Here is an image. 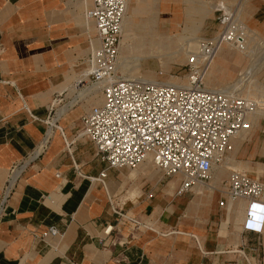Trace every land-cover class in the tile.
Returning a JSON list of instances; mask_svg holds the SVG:
<instances>
[{
	"label": "crops",
	"instance_id": "obj_1",
	"mask_svg": "<svg viewBox=\"0 0 264 264\" xmlns=\"http://www.w3.org/2000/svg\"><path fill=\"white\" fill-rule=\"evenodd\" d=\"M79 4L78 0H0V264H264V223L260 234L243 230L245 202L220 207V196L219 213L196 230L189 226L184 211L172 220L174 207L166 196L179 188V178L170 181L154 199L143 202L152 217L161 213L165 230L156 229L157 235L133 231L130 224L116 217L113 198L130 177H146L155 187L160 181L148 178L152 174L148 162L129 174L109 171L105 183H112V195L108 198L103 184L88 177L98 176L104 169L92 171L87 166L90 153L85 158L83 151L74 155L89 142L71 131L73 140L64 130V136L57 132L16 176L47 137L45 118L53 97L73 77L65 75L62 85L46 77L52 72L44 70L43 64L59 63L60 56L44 47L59 40L61 24L78 18L85 30L78 14L85 8ZM139 9L133 10L139 13ZM156 44L153 41L151 47ZM239 139L242 144L243 134L235 141ZM249 143L242 148L244 154ZM243 164L248 171L238 170L251 176L264 173V164L252 163V157ZM204 190L196 187L193 191L201 196ZM201 202L199 199L196 208ZM51 226L61 235L43 238Z\"/></svg>",
	"mask_w": 264,
	"mask_h": 264
},
{
	"label": "built area",
	"instance_id": "obj_2",
	"mask_svg": "<svg viewBox=\"0 0 264 264\" xmlns=\"http://www.w3.org/2000/svg\"><path fill=\"white\" fill-rule=\"evenodd\" d=\"M84 1L91 4L85 13L96 32L90 39L86 62L88 82L75 84L74 90L82 92L91 85L100 91L103 103L83 115L77 138L86 139L94 147L95 156L107 165L97 180L105 186L108 170H136L151 162L164 177L180 179L178 196L213 182L215 168L234 151L237 137L251 129L250 115L256 107L234 93L237 83L217 90L206 84L209 65L223 48L249 54L250 31L240 18L239 8L245 0H236L238 5L218 3L217 33L197 39L186 65V84L180 86L120 78L121 45L130 0ZM243 76L247 75L240 74L238 82ZM55 101L59 105L63 99ZM48 119V127L57 129L59 122L53 125L54 118ZM58 131L64 136L62 128ZM238 201L246 203L243 230L260 234L264 183L235 169L229 174L219 205L225 207ZM49 235L60 236L61 231L51 226L43 238Z\"/></svg>",
	"mask_w": 264,
	"mask_h": 264
},
{
	"label": "rangeland",
	"instance_id": "obj_3",
	"mask_svg": "<svg viewBox=\"0 0 264 264\" xmlns=\"http://www.w3.org/2000/svg\"><path fill=\"white\" fill-rule=\"evenodd\" d=\"M72 1L76 2V0ZM221 2L238 5L236 0H130L122 38V41H125V46L122 45L121 47L119 77L186 84V65L189 54L195 51L198 38H211L216 35L218 15L215 10L218 3ZM79 3L80 0H78ZM79 5L84 6L86 9L84 0H81ZM137 7L140 8L139 13L133 10ZM85 9L83 13H78L79 18L83 20L85 30L80 26L78 18L68 25L61 24L59 26V32L61 33L58 36L59 40L52 42L50 46L44 47L53 54L55 50L56 55L60 56L59 63L56 62L54 65L50 64L49 66L46 63V65L43 64L44 70L51 71V74H53L46 75V77L51 80L54 79L62 85L65 81V75L69 73L71 77L73 76L70 79L68 78V82L64 83L65 86L61 87L62 89L60 88L61 90L59 89L53 97V101L63 99V102L55 106L51 104L45 121L49 120L48 118H54L52 124L59 122L57 129L62 128L72 140L82 130L83 115L90 108L100 106L103 103L102 94L91 85L82 92L74 90L75 84H86L88 82L86 62L90 53V39H93L95 35L94 25L86 19ZM240 18L255 34L250 39L249 54L240 53L228 46L223 48L212 62L206 76V84L210 89H222L237 83L233 89L234 93L247 101L253 102L256 105L255 112L250 115L251 129L243 134L245 138L242 143L243 146L238 148L239 144L242 145L241 139L235 141V149L228 160L215 168L214 179L216 182L214 183V189L212 186L204 187L206 190L203 191L204 194L201 196L196 195L194 191L184 196H178V188H175L177 186L176 182L175 190L169 192L166 196L169 206L174 207V209H171L172 220L176 219V214L179 211H184L183 213L189 215V226L194 230L201 225L205 227L207 225L205 220H209L212 215L219 213L218 201L226 190L229 174L232 170H246L243 163L248 157H252V163L264 164V0L243 1ZM140 37H143L141 41H139ZM126 38L127 40H125ZM153 41H156L157 44L152 48ZM242 73L247 76H243L242 80L238 82ZM55 78L58 80H55ZM57 95L62 96L56 98ZM57 129L51 127L48 129L47 137L35 155L23 164L21 169L17 171L16 176L43 151L49 140L59 132ZM69 131L75 136H70ZM249 141V151L244 154L242 148ZM71 147V150L74 151V145ZM82 151V157L84 158L89 153L91 154V162L87 166L91 167L92 171L96 167L107 168L106 163L95 156V149L91 144H84L79 151L74 152V155L78 152L81 154ZM148 164L152 170V174L148 178H156V183L159 181L160 183L155 187L153 182L146 179V177H140L137 180L131 177L126 179L125 176L127 182L121 187V191L116 198H113V202L116 207V217L130 224L134 229L133 231L141 230L140 232L143 233L149 231L157 235L156 229L160 232L165 230L161 227V223H163L161 213L152 217L151 213L144 210L143 202L151 200L150 195L155 197L156 193L162 191L170 181L177 177L166 178L158 172L151 162H148ZM252 166L254 165L252 164ZM109 171L116 174L120 172L113 169ZM121 171L129 174L135 170L123 169ZM99 175L89 174L88 177L96 179ZM255 176L264 182V173L260 172L257 175H252L253 178ZM159 177H162L161 180ZM209 188L212 191H207ZM104 191L107 197L110 198L112 183H105ZM199 199L202 202L196 208L195 205ZM184 200H186L185 204ZM169 206H166V208ZM166 215H170V213L166 212ZM208 225V228H210L211 224ZM171 233L177 234L179 232Z\"/></svg>",
	"mask_w": 264,
	"mask_h": 264
},
{
	"label": "bare ground",
	"instance_id": "obj_4",
	"mask_svg": "<svg viewBox=\"0 0 264 264\" xmlns=\"http://www.w3.org/2000/svg\"><path fill=\"white\" fill-rule=\"evenodd\" d=\"M86 2V6L88 7V4H89V2L88 1H85ZM243 5V3L241 4V6ZM241 6H240V14H241ZM128 8H129V6H128ZM128 14V13H127ZM85 15H86V13H85ZM86 19L93 25V23H92V21H90L87 17H86ZM126 19H127V16H126ZM126 19H125V22H126ZM124 28H125V24H124ZM249 29V28H248ZM249 31H250V39H252L254 36H255V34H254V32L253 31H251L250 29H249ZM125 40H127V38L125 39ZM122 45L123 46H125V41L123 40V42H122ZM221 52V51H220ZM219 52V53H220ZM218 53V54H219ZM217 54V55H218ZM217 55H216V57H217ZM215 57V58H216ZM214 58V59H215ZM214 59H213V61H214ZM120 60H121V54H120ZM212 61V62H213ZM212 62L210 63V65H209V68H208V71H209V69H210V67H211V65H212ZM120 66V65H119ZM208 74V73H207ZM144 80V79H143ZM146 81H150V82H158V81H151V80H146ZM163 83V82H162ZM164 84H171V85H177V86H180L181 84H179V83H171V82H166V83H164ZM185 85V84H184ZM87 88H89V87H87ZM212 90H217V89H213V88H211ZM54 105H56V104H58V101H53L52 102ZM253 112H255V111H253ZM252 112V113H253ZM229 157V156H228ZM228 157H227V159H226V161L228 160ZM142 166V165H141ZM123 170V169H122ZM137 170V169H136ZM93 181H97L98 182V180H97V178L96 179H93ZM212 183V182H211ZM211 183L210 184H207V185H198V186H196V187H211ZM195 187V188H196ZM194 190V189H193Z\"/></svg>",
	"mask_w": 264,
	"mask_h": 264
}]
</instances>
